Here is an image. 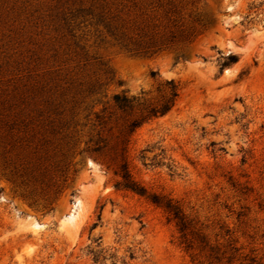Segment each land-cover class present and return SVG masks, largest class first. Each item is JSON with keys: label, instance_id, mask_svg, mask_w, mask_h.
Listing matches in <instances>:
<instances>
[{"label": "rangeland", "instance_id": "374dc122", "mask_svg": "<svg viewBox=\"0 0 264 264\" xmlns=\"http://www.w3.org/2000/svg\"><path fill=\"white\" fill-rule=\"evenodd\" d=\"M0 264H264V0H0Z\"/></svg>", "mask_w": 264, "mask_h": 264}, {"label": "trees", "instance_id": "16d2710c", "mask_svg": "<svg viewBox=\"0 0 264 264\" xmlns=\"http://www.w3.org/2000/svg\"><path fill=\"white\" fill-rule=\"evenodd\" d=\"M236 60V55L230 53L225 64H230ZM152 74L155 75L154 72ZM165 84L168 86V89L161 102L158 105L145 108L144 111H142L137 117L131 119L126 126L124 132L125 135L131 134L143 122L151 119L152 117L164 115L172 109L179 96L178 85L173 79L166 80ZM135 101H137V98L129 97L125 93H116L113 96L114 106L123 112L132 111ZM125 141L127 140H122V145L125 144ZM97 150H99V147ZM126 151V146H121L122 161L117 172L119 180L114 185L115 189L130 191L144 197L152 204L161 207L168 214L169 219L175 221L179 231L183 234L189 223L180 205L171 197L149 191L147 187L136 180L131 174L128 161L125 158Z\"/></svg>", "mask_w": 264, "mask_h": 264}, {"label": "bare ground", "instance_id": "6f19581e", "mask_svg": "<svg viewBox=\"0 0 264 264\" xmlns=\"http://www.w3.org/2000/svg\"><path fill=\"white\" fill-rule=\"evenodd\" d=\"M79 204V200L77 201V205ZM75 214L73 213H70V216L69 217H74Z\"/></svg>", "mask_w": 264, "mask_h": 264}]
</instances>
